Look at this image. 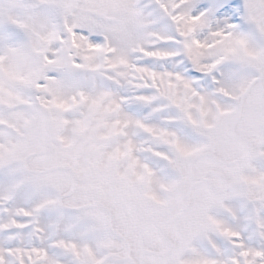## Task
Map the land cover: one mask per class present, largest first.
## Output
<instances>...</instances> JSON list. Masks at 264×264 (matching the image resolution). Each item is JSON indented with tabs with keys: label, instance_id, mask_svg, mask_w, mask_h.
I'll return each instance as SVG.
<instances>
[{
	"label": "snow or ice",
	"instance_id": "snow-or-ice-1",
	"mask_svg": "<svg viewBox=\"0 0 264 264\" xmlns=\"http://www.w3.org/2000/svg\"><path fill=\"white\" fill-rule=\"evenodd\" d=\"M0 264H264V0H0Z\"/></svg>",
	"mask_w": 264,
	"mask_h": 264
}]
</instances>
